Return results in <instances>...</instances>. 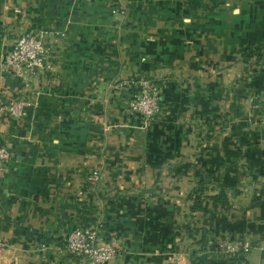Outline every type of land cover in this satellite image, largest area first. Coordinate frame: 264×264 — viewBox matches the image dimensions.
<instances>
[{
  "label": "crops",
  "instance_id": "crops-1",
  "mask_svg": "<svg viewBox=\"0 0 264 264\" xmlns=\"http://www.w3.org/2000/svg\"><path fill=\"white\" fill-rule=\"evenodd\" d=\"M40 29L51 69L26 86L3 57ZM144 80L150 123L129 110ZM18 96L19 119L0 111V264H79L55 248L85 225L110 264H264V0H0V103Z\"/></svg>",
  "mask_w": 264,
  "mask_h": 264
},
{
  "label": "built area",
  "instance_id": "built-area-1",
  "mask_svg": "<svg viewBox=\"0 0 264 264\" xmlns=\"http://www.w3.org/2000/svg\"><path fill=\"white\" fill-rule=\"evenodd\" d=\"M113 12L118 10L114 8ZM47 38L48 33L41 29L21 33L3 57V71L26 86L43 76L51 69L48 63L51 49ZM29 104L30 99L26 96L10 97L4 105L0 103V111L4 110L7 116L19 119ZM129 110L146 123L156 120L162 110L158 85L149 80L142 81L140 90L129 102ZM11 159L9 146L0 140V177L7 172ZM96 174L93 172V176ZM253 247L249 239H220L213 244L214 251L225 255L247 254ZM55 249L60 255L77 259L79 264H110L117 255L115 242L102 240L98 229L91 225L68 231L62 244ZM260 249L264 250V245Z\"/></svg>",
  "mask_w": 264,
  "mask_h": 264
}]
</instances>
